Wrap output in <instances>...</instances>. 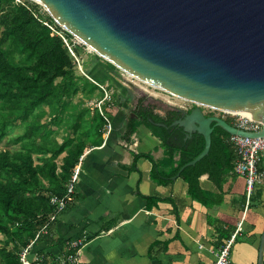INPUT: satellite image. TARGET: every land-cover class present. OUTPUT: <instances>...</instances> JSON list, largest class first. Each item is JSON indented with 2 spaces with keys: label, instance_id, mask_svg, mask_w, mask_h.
Returning <instances> with one entry per match:
<instances>
[{
  "label": "water",
  "instance_id": "water-1",
  "mask_svg": "<svg viewBox=\"0 0 264 264\" xmlns=\"http://www.w3.org/2000/svg\"><path fill=\"white\" fill-rule=\"evenodd\" d=\"M33 1L114 66L195 104L181 109L170 126L181 128L184 139L201 134L204 146L172 180L208 153L215 126L228 134L264 138V0ZM203 106L244 114L263 126L246 131L206 114ZM262 157L264 162V151ZM263 256L264 228L257 264Z\"/></svg>",
  "mask_w": 264,
  "mask_h": 264
},
{
  "label": "crops",
  "instance_id": "crops-1",
  "mask_svg": "<svg viewBox=\"0 0 264 264\" xmlns=\"http://www.w3.org/2000/svg\"><path fill=\"white\" fill-rule=\"evenodd\" d=\"M123 106L122 102L118 105L107 120L108 128L84 149L78 161L73 199L51 228L52 236L63 242L48 247L36 240L31 254L39 252L45 264H61V260L66 264L67 256L76 257L77 264H211L221 244L214 243L217 233L207 222L209 216L234 229L242 221L230 264H257L264 228V185L255 188L258 192L250 201L242 175L233 171L219 190L204 174L200 186L224 195L220 204L206 207L186 194V184L178 177L169 185L152 181L151 163L145 157L136 160V169L128 170L134 153H151L159 159L165 147L145 125H139L125 142L122 134L132 114L126 117ZM136 191L170 196L178 216L168 201L148 208ZM155 240L160 243L153 247L154 258H150L148 250ZM73 241H80L79 246H71Z\"/></svg>",
  "mask_w": 264,
  "mask_h": 264
},
{
  "label": "trees",
  "instance_id": "trees-1",
  "mask_svg": "<svg viewBox=\"0 0 264 264\" xmlns=\"http://www.w3.org/2000/svg\"><path fill=\"white\" fill-rule=\"evenodd\" d=\"M6 1L0 0V9ZM8 15L10 22L3 37V41L8 42L4 46L0 44V98L4 102L14 105L27 97L28 105L21 113L15 115L19 118H25L30 107L49 98H55L58 104L70 99L80 78L76 73L74 58L68 46L56 32L64 30L54 22L47 12L41 11L40 5L31 0H21L20 4L10 9ZM64 32L66 36H70L69 33ZM76 50L78 51L79 47ZM132 88L130 102L133 107L131 110L133 116L127 119L122 139L129 142L130 136L137 127L145 125L161 140L165 150L159 159H154L151 153H134L131 165L126 168L128 170L136 169V160L145 157L151 163L149 171L151 180L161 185H169L173 182L171 177L178 172L179 168L201 152L204 138L196 132L190 138L182 139L181 128L170 126L174 120L181 116V108L145 92L136 85ZM150 119L153 122H162L169 127L156 125ZM177 131L181 132L180 140H178L180 145L172 136V133ZM102 133L103 131L98 136L100 137ZM227 136V132L219 126H215L211 134L208 153L195 164L186 166L178 176L186 184V194L206 207L220 204L224 195L221 192L215 193L202 188L199 183L200 176L206 174L208 179L221 190L226 177L234 171L235 154L226 140ZM62 149L61 145L57 152ZM83 151L82 147L76 143L69 147L64 162L70 169L77 164L78 157ZM0 167L14 175L22 176L26 181L38 183L37 169L28 153L17 152L11 158L8 151H1ZM65 185L56 183L51 194H63ZM255 191L256 189L249 196L250 201L255 198L258 192ZM136 192L146 200L148 208L157 205L159 201L171 202L173 212L176 217L178 216L177 208L170 196L160 197ZM48 203L34 202L31 199L25 200L15 192L10 183L0 181V210L5 214L21 212L23 218L14 217L15 224L26 228L31 238L34 237L37 229L47 224V230L41 233L37 240H42L46 246L51 247L62 243L63 240L53 237L51 234V228L57 221L49 222L55 211ZM65 210H62L61 213ZM207 222L214 227L217 233L214 241L216 245L222 244L223 238L228 239L234 229L232 226L223 227L221 221L209 216ZM158 243L160 242L157 240L151 243L148 250L150 258H154L153 247ZM165 248L166 243L163 244L162 250ZM4 259L6 264H20L17 254L11 251L6 252ZM262 264H264V256Z\"/></svg>",
  "mask_w": 264,
  "mask_h": 264
},
{
  "label": "rangeland",
  "instance_id": "rangeland-1",
  "mask_svg": "<svg viewBox=\"0 0 264 264\" xmlns=\"http://www.w3.org/2000/svg\"><path fill=\"white\" fill-rule=\"evenodd\" d=\"M20 2L21 0H7L0 9L2 46L8 42L3 41L10 22L8 13ZM76 55L81 63L80 66L75 62L80 80L70 99L58 104L55 98H49L30 107L25 118H19L15 115L28 105L27 97L14 105L0 98V152L8 151L11 158L17 152L31 155L37 169L38 183L26 181L22 176L14 175L3 167H0V181L10 183L15 192L25 200L48 203L54 185H65L71 177L73 168L70 169L64 162L69 147L76 143L84 150L97 142L98 135L108 128L107 120L121 102L126 117L131 114L132 87H145L140 80L93 51L89 52L86 47H81ZM157 94V97H166V93ZM182 103L188 108L195 106L188 100ZM202 109L206 114H222L218 109L205 106ZM225 117L228 118V115L225 114ZM61 145L63 149L57 152ZM82 155L83 153L79 155L77 163ZM14 217L23 218L21 212L5 214L0 210V261L4 264L7 251L16 253L19 257L21 250L34 240L40 230L37 229L31 238L26 228L15 224ZM54 220L56 219H49V222ZM37 242L35 241L32 249ZM36 255L41 254L38 252Z\"/></svg>",
  "mask_w": 264,
  "mask_h": 264
},
{
  "label": "built area",
  "instance_id": "built-area-1",
  "mask_svg": "<svg viewBox=\"0 0 264 264\" xmlns=\"http://www.w3.org/2000/svg\"><path fill=\"white\" fill-rule=\"evenodd\" d=\"M33 2L38 4L35 1ZM41 11L47 12L42 6H41ZM51 28L53 29V27ZM64 31L57 30L56 32L62 37L63 41L68 46V49L74 58V62L77 61V63L81 66V63H79L80 59L76 55L78 52L76 51V48L79 47L80 49L81 47H86V49L89 52L92 50L86 44H84L81 40H79L77 37L71 34L70 36H66ZM141 83L145 84V87L141 89H143L145 92L153 96L157 97L158 92L166 93L163 90L157 87H154L152 85H149L143 81ZM159 98H163L164 101L170 104H173V105H177L181 109H185V110L190 109L185 104L182 103V102H187V100L179 98L175 95L166 93V97L159 96ZM220 112H222V114L219 113L218 116L226 119L229 123H231L235 127L246 130V131H258L263 126V123L261 121L253 119L244 114L230 113V112H226L222 110H220ZM225 114L228 115V118L225 117ZM226 140L231 145L234 151V154H235L233 170L234 172L244 177L245 184H246V196L247 198H249V196L251 195L252 191L255 188L261 185H264V162H263V157H262V153L264 151V138L248 137V136H242L238 134H228V136L226 137ZM79 169L80 168H79V162H78L72 170L71 177L68 183H66L65 185V192L63 194H51L50 195L49 203L54 208V211H55V213L51 215L50 220L57 219L61 215V211L66 209L68 203L73 199V194L75 192V185L77 182ZM46 230H47V224L43 225L38 231V233L36 234V237L34 238V240L30 244L26 245L21 250L19 257H18L20 264H45L41 256H37L34 253L31 254V251H32V246L34 245L39 235L41 233H44ZM241 230H242V221H239L235 229L231 233L230 237L228 239H225L223 243L219 246L217 253H216V258L211 264H230V251H231L232 245L236 237L238 236ZM79 244H80V241L71 242V246L73 247H78ZM65 262L66 264H77L76 257L74 256H67L65 258ZM0 264L2 263L0 262ZM61 264H63V260H61Z\"/></svg>",
  "mask_w": 264,
  "mask_h": 264
},
{
  "label": "flooded vegetation",
  "instance_id": "flooded-vegetation-1",
  "mask_svg": "<svg viewBox=\"0 0 264 264\" xmlns=\"http://www.w3.org/2000/svg\"><path fill=\"white\" fill-rule=\"evenodd\" d=\"M180 135H181V132H179V131L172 133L173 138L176 139V140H180ZM182 139H184V133H183Z\"/></svg>",
  "mask_w": 264,
  "mask_h": 264
},
{
  "label": "bare ground",
  "instance_id": "bare-ground-1",
  "mask_svg": "<svg viewBox=\"0 0 264 264\" xmlns=\"http://www.w3.org/2000/svg\"><path fill=\"white\" fill-rule=\"evenodd\" d=\"M129 75V74H128ZM131 76V75H130ZM141 81V80H140ZM142 82V81H141Z\"/></svg>",
  "mask_w": 264,
  "mask_h": 264
}]
</instances>
